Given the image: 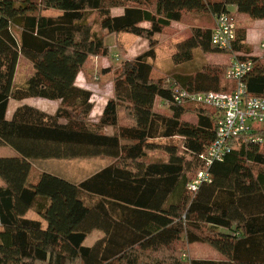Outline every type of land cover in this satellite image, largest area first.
<instances>
[{
  "label": "trees",
  "instance_id": "16d2710c",
  "mask_svg": "<svg viewBox=\"0 0 264 264\" xmlns=\"http://www.w3.org/2000/svg\"><path fill=\"white\" fill-rule=\"evenodd\" d=\"M115 9L123 14L114 16ZM50 10L61 15H44ZM224 13L264 21V0L0 1V64L5 59L10 66L0 87V141L17 154L0 157V264H264V125L251 132L262 141L233 139L224 160L210 166L211 181L196 193L187 188L206 168L204 157L222 115L176 103V91L234 86L226 85L227 66L179 71L197 51L227 53L212 45L213 28L194 27L178 43L171 78L152 76L157 36L191 14L216 19ZM94 14L103 33L94 29ZM122 33L148 41L149 50L124 63L115 78V98L93 126L92 93L78 87L77 78L90 57L109 55L105 39ZM246 39V30L237 29L231 51L254 63L243 82L250 95L264 98V56L249 57ZM20 57L34 73L14 89ZM32 98L60 101L61 107L50 115L23 105L8 118L11 100ZM158 100L170 115L155 111ZM120 104L128 108L129 126L119 127ZM189 112L196 114L194 125L182 121ZM107 127H119L117 134L102 132ZM174 138L180 143L155 142ZM156 150L166 159L147 161ZM97 157L115 162L80 183L50 173L32 176L34 161ZM31 210L38 220L28 218ZM97 231L102 236L86 246ZM196 243L225 260L184 261L183 250Z\"/></svg>",
  "mask_w": 264,
  "mask_h": 264
},
{
  "label": "rangeland",
  "instance_id": "374dc122",
  "mask_svg": "<svg viewBox=\"0 0 264 264\" xmlns=\"http://www.w3.org/2000/svg\"><path fill=\"white\" fill-rule=\"evenodd\" d=\"M230 10L233 14L236 13L232 7ZM113 13L114 16H119L123 14V10L115 9ZM233 17L239 31L252 29L250 30L251 36L254 37H250L252 49L255 50L257 48V50H263V47L259 49L262 43H260L258 47V43H255L254 39L255 37H258L259 33L263 35L264 39V21L252 20L247 16L241 17L239 15H233ZM91 22L94 24L95 30L101 31L97 22L96 14L91 17ZM215 25L216 19L211 15L203 14L201 16H197L191 14L182 22L173 23L170 28L166 29L161 35L157 36L158 44L155 48L157 59L153 63V79L168 80L174 75V73H177L174 69L172 58L177 52L178 43L189 38L192 28L203 27L212 29ZM252 41L255 44H253ZM105 42L109 47V55L107 57H90L76 82L79 87H82L92 93L94 109L90 116L89 123L93 126L97 125L100 121L107 102L115 98V78L123 69L124 63L134 60L137 56L149 50L148 41L127 33L111 35L105 39ZM262 42H264V40H262ZM232 58H234L232 51L229 53L208 55L202 51H197L194 61L186 66H183L179 71L185 74L192 73L195 70L202 69V66L205 64H212L214 67H224L227 66L225 63H229L230 65ZM4 60L5 59L1 62L2 65L0 64V87L5 85L8 70L10 68L8 62ZM33 73V65L25 58L20 57L14 76V89L24 87ZM11 103V111H14L12 109L13 107H17L20 104H27L50 115L56 114L61 107L60 101H49L40 98L26 99L21 102L12 100ZM155 111L163 115H170L168 105L161 100L157 101ZM10 117L11 116H9V118ZM118 117L119 127H126L131 124V118L128 115V108L125 104H120ZM182 121L194 125L197 123L196 114L189 112L183 117ZM262 126L263 125L254 126L253 129ZM118 128L107 127L103 129L102 132L108 135H113L117 134ZM180 141V138H174L172 140H157L155 142L161 144H179ZM15 155L17 154L11 147L0 141V157H15ZM147 158V161L149 162L165 160L166 155L161 150L149 151ZM114 162L115 161L113 159L107 157L79 158L70 160H38L33 162L32 176L37 178L42 173H50L65 178L71 182L80 183ZM27 216L31 219H39L34 210H31ZM2 229L3 227L0 221V231ZM101 236L102 234L100 232H93L87 238L85 245L92 246ZM216 255H218V253L209 245L196 243L188 246L185 251L183 250L182 259L184 261L191 262L193 258L207 260L212 257H217Z\"/></svg>",
  "mask_w": 264,
  "mask_h": 264
},
{
  "label": "built area",
  "instance_id": "2783aa9c",
  "mask_svg": "<svg viewBox=\"0 0 264 264\" xmlns=\"http://www.w3.org/2000/svg\"><path fill=\"white\" fill-rule=\"evenodd\" d=\"M237 24L232 14H220L212 31L211 42L222 52H230L236 40ZM251 60L234 59L228 68L226 79L233 83L231 91L190 93L178 88L175 102L178 104H196L210 107L221 113L215 141L210 146L206 156V168L196 175L188 184V191L196 193L199 187L211 181L210 166L222 162L231 151V141L241 136H250L254 141L261 138L251 136L254 126L264 125V98L250 95L243 82L253 70Z\"/></svg>",
  "mask_w": 264,
  "mask_h": 264
},
{
  "label": "crops",
  "instance_id": "0c3cea01",
  "mask_svg": "<svg viewBox=\"0 0 264 264\" xmlns=\"http://www.w3.org/2000/svg\"><path fill=\"white\" fill-rule=\"evenodd\" d=\"M235 11H236V7H232ZM114 12V10L112 11V13ZM44 15H46V16H49V17H57V16H59V15H61V13L60 12H58V11H53V10H50V11H47V12H45L44 13ZM113 15H114V13H113ZM146 26H148V25H146ZM250 30H252V29H247L246 30V45L248 46V48L251 50V54L249 55V57L250 56H252V57H258V58H263V56H264V49L262 50V49H260V48H264V42H262V40H264L263 39V35L262 34H260L259 33V35H258V37H255V39H254V42L255 43H258V47H259V44L260 43H262L261 44V47H259V49L260 50H257V48L255 49V50H253L252 49V47H251V41H250V37H252L251 36V31ZM250 33V34H249ZM250 35V36H249ZM252 38H254V37H252ZM252 40V39H251ZM146 41V40H145ZM253 41H252V43L253 44H255ZM237 54L235 55L234 54V58H232L231 59V62H230V65H229V63H225V65H227L228 67H230L231 66V64L233 63V61H234V59H236L237 57ZM238 59V58H237ZM231 83L232 82H230V83H226V85H230V87H231ZM78 86V85H77ZM79 87V86H78ZM233 87V86H232ZM231 87V88H232ZM80 88H82V87H80ZM229 89V90H227V91H231L232 89ZM84 89V88H83ZM12 101V100H11ZM11 101H10V104H9V110H8V118H9V116H11L10 118H12V116H13V114H14V112H15V110L18 108V107H20V106H23V105H27V104H20V105H18L17 107H13L12 109L14 110V111H11ZM28 106H30V105H28ZM9 118V119H10ZM15 156H17V155H15ZM3 230V229H2ZM1 230V231H2ZM217 252V251H216ZM218 253V252H217ZM217 257H212V258H210V259H207V260H209V261H222V260H225V258L222 256V255H220L219 253H218V255H216ZM193 259H195V258H193ZM197 260H200V259H197Z\"/></svg>",
  "mask_w": 264,
  "mask_h": 264
}]
</instances>
